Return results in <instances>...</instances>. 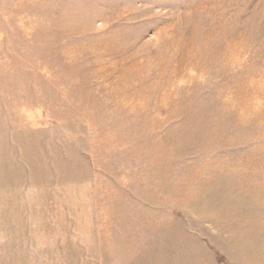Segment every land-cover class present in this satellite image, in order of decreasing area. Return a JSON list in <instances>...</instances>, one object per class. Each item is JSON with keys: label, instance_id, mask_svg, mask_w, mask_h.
<instances>
[{"label": "rangeland", "instance_id": "obj_1", "mask_svg": "<svg viewBox=\"0 0 264 264\" xmlns=\"http://www.w3.org/2000/svg\"><path fill=\"white\" fill-rule=\"evenodd\" d=\"M0 264H264V0H0Z\"/></svg>", "mask_w": 264, "mask_h": 264}, {"label": "bare ground", "instance_id": "obj_2", "mask_svg": "<svg viewBox=\"0 0 264 264\" xmlns=\"http://www.w3.org/2000/svg\"><path fill=\"white\" fill-rule=\"evenodd\" d=\"M254 148H255V147H254ZM250 151H251V150H250ZM252 151H253V150H252ZM253 153H254V152H252L251 155H253ZM254 155H255V154H254ZM254 155H253V156H254ZM248 165H249V164H248ZM248 165L244 164L243 167H246V168H247ZM250 166H251V165H250ZM241 167H242V166H241ZM243 167H242V168H243ZM223 168H224V167L222 166V169H220V170L225 171V169H223ZM242 168H241V169H242ZM239 169H240V168H239ZM243 169H244V168H243ZM226 170H227V169H226ZM239 172H240V171H239ZM237 173H238V172H237ZM241 173H242V172H241ZM211 174H212V172H211ZM213 174H214V173H213ZM239 174H240V173H239ZM235 175H236V174H235ZM233 177L235 178L234 175H233ZM242 178H243V177H242ZM242 178H240V180H241ZM244 178H245V177H244ZM230 179H231V178H230ZM236 179H237V178H236ZM240 180H239V181H240ZM246 181H247V180H246ZM232 183H233V182H232ZM241 185H242V184H241ZM237 187H238V186H237ZM233 188H234V187H233ZM240 189H241V188H240ZM228 190H231V189L229 188ZM228 190H227V191H228ZM246 190H247V188H246ZM238 192H239V191H238ZM243 192H244V191H243ZM210 194H211V193H210ZM242 201H243V200H242ZM241 204H242V203H241ZM262 214H263V213H262ZM240 215H241V214H240Z\"/></svg>", "mask_w": 264, "mask_h": 264}]
</instances>
